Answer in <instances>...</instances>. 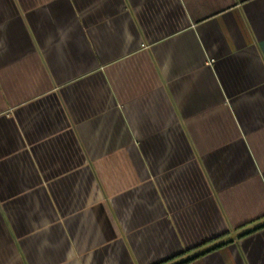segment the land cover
Masks as SVG:
<instances>
[{"label":"crops","instance_id":"obj_1","mask_svg":"<svg viewBox=\"0 0 264 264\" xmlns=\"http://www.w3.org/2000/svg\"><path fill=\"white\" fill-rule=\"evenodd\" d=\"M264 220V0H0V264H169ZM180 264H264V226Z\"/></svg>","mask_w":264,"mask_h":264},{"label":"water","instance_id":"obj_2","mask_svg":"<svg viewBox=\"0 0 264 264\" xmlns=\"http://www.w3.org/2000/svg\"><path fill=\"white\" fill-rule=\"evenodd\" d=\"M262 226H264V220L259 221V222L255 223V224L245 228V229H242L241 231H238L237 233H234V234L224 238V240L221 239L219 241H216V242H214V243H212V244H210V245H208V246H206V247H204L202 249H199L198 251H196V252H194L192 254H189V255H187L185 257H182V258H180V259H178L176 261H173V262H171L169 264H180V263H182L184 261H187V260H189V259H191V258H193V257H195L197 255H200V254H202V253H204V252H206V251H208L210 249H213V248H215V247H217V246H219L221 244H224V243H226L228 241L234 240V239H236V238H238V237L250 232V230L253 231V230L258 229V228H260Z\"/></svg>","mask_w":264,"mask_h":264}]
</instances>
